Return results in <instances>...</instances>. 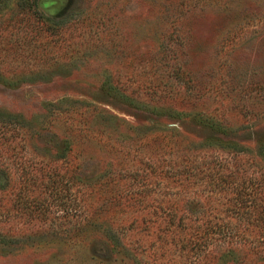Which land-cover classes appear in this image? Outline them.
<instances>
[{
    "label": "rangeland",
    "instance_id": "374dc122",
    "mask_svg": "<svg viewBox=\"0 0 264 264\" xmlns=\"http://www.w3.org/2000/svg\"><path fill=\"white\" fill-rule=\"evenodd\" d=\"M37 10L0 3V112L32 130L13 142L19 168L48 161L67 140L81 181L105 174L145 204L179 189L149 173L150 154L191 159L192 195L212 209V239L196 260L138 221L128 229L145 214L134 209L74 224L54 206L26 220L13 207L21 180L11 174L0 193V264H264V0H38ZM171 128L183 144L147 140ZM70 225L84 229L70 239Z\"/></svg>",
    "mask_w": 264,
    "mask_h": 264
},
{
    "label": "trees",
    "instance_id": "16d2710c",
    "mask_svg": "<svg viewBox=\"0 0 264 264\" xmlns=\"http://www.w3.org/2000/svg\"><path fill=\"white\" fill-rule=\"evenodd\" d=\"M6 1L10 0H0V3L5 4ZM13 1L16 7H18L19 1L20 5L26 8L28 13L40 14L37 10L38 0ZM50 107L54 109L53 105H50ZM68 108H62L58 112L65 114V112H68ZM75 110L77 108H70L71 112ZM81 114L84 115V112ZM187 116L191 118L193 124L203 125V127H206V125L212 126V122L209 119L202 118L196 114ZM87 131L88 133L91 132L88 127ZM31 132L30 126L19 122L18 117L0 112V193L8 189L11 179H13L11 174L16 176V180H21L20 187L14 194L18 199V203L14 202L13 204V207L16 206L20 217L23 216L26 220L44 217L43 214L40 216L41 212L45 213L51 207L56 206L57 212H63L64 218L67 219L68 223L79 224L81 222L80 224H85L87 222L89 224L90 220L94 221L93 216H96L95 219L99 220H101V217H108L106 218L108 221L115 222L116 218H122L124 214H128L129 210L134 209L145 212V214L140 220L132 219L128 229L138 221L143 230L155 229L157 239H162V242H164V239L171 243L174 242L180 251L190 253L196 260L201 254L204 257L208 256L209 253L207 251L212 239V209L207 202L200 201V199H196V195H192L195 183L191 179L196 175V165L191 159L183 161V158L180 162H177V159H175L177 155H174L176 156L175 158L165 156L166 160L163 159L162 161L167 163L163 165L160 164L162 161L160 162L158 157L150 154L147 162L150 169L149 173L158 172L162 176L165 181L161 186L164 189L173 187L179 189L174 194L168 193V191L159 192L155 197H149V202L145 201L144 204L143 199L146 196L141 193L133 194L130 191L122 192L117 190L115 181L107 182L104 179L105 174L96 180L94 179V181H81L80 165L74 162L72 154L70 155L72 153V144L67 140L63 141L60 144L61 146L59 145L55 149L54 157L46 158L49 159L48 161H44V155H40L43 158L38 162L40 164L30 162L28 165H23L22 168H19L21 164L18 163L20 158L16 149L18 144L13 142L18 141L19 133L22 135L21 139H24L25 135L29 134L31 136ZM80 132H82V129L77 128L73 134ZM102 132L103 130L99 133ZM175 135H177L176 132L171 128L160 130L156 133L148 131L146 136H148L147 140L149 142L163 144L159 147L171 148V144L173 146L183 144L181 140H174ZM183 150H186V147ZM177 152L179 153L180 150ZM45 153L48 154V151ZM171 155H173L172 152L168 153V156ZM53 162L61 163L62 169H59L56 163L52 165L51 163ZM62 170L63 172L61 173L60 171ZM224 182L222 178L218 181L220 189H223ZM259 183L264 184V175L260 177ZM151 186L153 188V185ZM161 186L155 184V187H159V189L162 188ZM37 192L41 198L37 195ZM77 194H79V197H77ZM100 194H106L104 202L94 205L95 202L94 200L91 202V198L100 196ZM198 221L201 224H198ZM82 228V226L70 225V234L73 230L75 231L70 236V239L76 238L79 235L78 231ZM113 229L110 227L107 230L109 240L113 246L119 248L121 247L120 240L122 238L120 239L113 235ZM219 230L220 233L223 231L222 228ZM225 236H227V233H225Z\"/></svg>",
    "mask_w": 264,
    "mask_h": 264
}]
</instances>
